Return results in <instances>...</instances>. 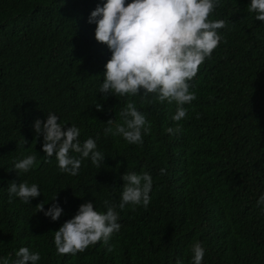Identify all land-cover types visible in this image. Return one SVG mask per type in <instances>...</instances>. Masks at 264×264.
Segmentation results:
<instances>
[{
  "label": "trees",
  "instance_id": "16d2710c",
  "mask_svg": "<svg viewBox=\"0 0 264 264\" xmlns=\"http://www.w3.org/2000/svg\"><path fill=\"white\" fill-rule=\"evenodd\" d=\"M104 2L0 0V259L28 247L40 253L38 264H192L191 246L200 242L202 264H264V206L257 205L264 195V23L248 11L251 0H219L210 14L226 22L223 40L191 81L197 99L185 105L178 135L165 131L176 126L175 103L98 92L111 53L87 21ZM129 101L150 125L139 145L104 134V122H119ZM49 112L77 126L81 143L96 140L105 155L100 169L85 159L78 175L60 172L33 127ZM30 154L34 167L17 174L14 163ZM131 172L153 178L148 207L117 208L121 229L108 245L59 254L54 232L84 202L97 211H106L105 200L118 204L121 177ZM23 181L37 184L41 196L10 202V182ZM41 201L45 211L57 203L61 217L36 212Z\"/></svg>",
  "mask_w": 264,
  "mask_h": 264
},
{
  "label": "clouds",
  "instance_id": "9594fccd",
  "mask_svg": "<svg viewBox=\"0 0 264 264\" xmlns=\"http://www.w3.org/2000/svg\"><path fill=\"white\" fill-rule=\"evenodd\" d=\"M218 6L219 0H105L103 5L97 4L87 22L96 25L95 40L106 45L111 53L98 90L104 94L102 98L108 95L140 96L143 100L151 95L160 103H175L171 120L176 126L165 131L170 135L182 133L183 126L179 122L187 118L185 105L197 99L195 92L190 90L191 81L199 66L211 57L223 40L219 30L226 27V22L209 19ZM247 8L255 14V20L264 23V0H251ZM95 108L102 110L99 103ZM118 115L119 122L112 118L104 122L105 136H121L128 144H142L143 135L150 131L144 113L129 101ZM65 126L51 112L46 120L34 122L36 138L42 137L43 153L49 158L55 156L60 172L72 176L78 175L85 159H90L100 169L105 155L98 150L96 140L88 138L81 143L80 129L75 125ZM36 160L35 154L20 158L14 163V170L17 174L27 173ZM159 174L166 175V168H161ZM121 179L123 186L118 204L105 200L106 211H97L92 202H84L75 215L54 232V244L59 254L76 255L101 241L108 245L121 229L117 208L123 210L128 205L133 209L148 207L152 176L148 172H131L123 174ZM7 190L10 202L17 197L28 204L31 199L41 196L39 186L29 185L27 181L10 182ZM56 199L57 193L52 201ZM44 205L43 201L38 203L36 212H42L52 221L63 214L57 203H52L46 211ZM257 205L264 206V195L259 197ZM112 250L108 246L107 251ZM191 251L192 264H202L205 255L202 243H193ZM40 259L39 252L20 247L15 252V259L4 257L0 264H38Z\"/></svg>",
  "mask_w": 264,
  "mask_h": 264
}]
</instances>
